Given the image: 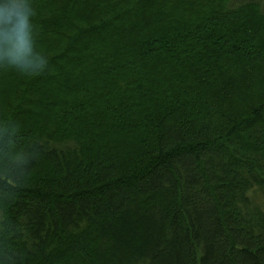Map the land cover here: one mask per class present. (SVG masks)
<instances>
[{
	"label": "trees",
	"instance_id": "trees-1",
	"mask_svg": "<svg viewBox=\"0 0 264 264\" xmlns=\"http://www.w3.org/2000/svg\"><path fill=\"white\" fill-rule=\"evenodd\" d=\"M32 4L49 64L0 66V264H264V0Z\"/></svg>",
	"mask_w": 264,
	"mask_h": 264
},
{
	"label": "clouds",
	"instance_id": "clouds-1",
	"mask_svg": "<svg viewBox=\"0 0 264 264\" xmlns=\"http://www.w3.org/2000/svg\"><path fill=\"white\" fill-rule=\"evenodd\" d=\"M32 0H0V66L24 74L43 72L48 57L37 50Z\"/></svg>",
	"mask_w": 264,
	"mask_h": 264
},
{
	"label": "rangeland",
	"instance_id": "rangeland-1",
	"mask_svg": "<svg viewBox=\"0 0 264 264\" xmlns=\"http://www.w3.org/2000/svg\"><path fill=\"white\" fill-rule=\"evenodd\" d=\"M259 195H260V194H259ZM259 200H261V202H262V197H261ZM259 200H257V201H259Z\"/></svg>",
	"mask_w": 264,
	"mask_h": 264
}]
</instances>
